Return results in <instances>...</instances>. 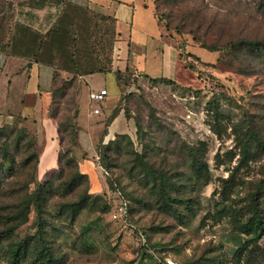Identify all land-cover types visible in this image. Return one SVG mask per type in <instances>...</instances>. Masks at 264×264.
<instances>
[{
	"label": "rangeland",
	"instance_id": "1",
	"mask_svg": "<svg viewBox=\"0 0 264 264\" xmlns=\"http://www.w3.org/2000/svg\"><path fill=\"white\" fill-rule=\"evenodd\" d=\"M145 1L176 50L198 57L154 84L124 67L109 10L0 0L1 72L47 65L59 88L44 113L58 126L57 164L42 176L45 139L18 115L19 100L0 98V264L15 244L19 264H41L40 229L49 264H237L240 246L246 264H264V233L246 227L255 206L264 216V0ZM61 22L70 29L54 40ZM89 86L107 91L91 154L78 141ZM93 170L110 189L90 192Z\"/></svg>",
	"mask_w": 264,
	"mask_h": 264
},
{
	"label": "crops",
	"instance_id": "2",
	"mask_svg": "<svg viewBox=\"0 0 264 264\" xmlns=\"http://www.w3.org/2000/svg\"><path fill=\"white\" fill-rule=\"evenodd\" d=\"M103 9L109 10L115 18L116 28L120 38V54L127 58L126 65L135 72L149 78L174 79L180 64L178 52L172 42L165 37L163 28L154 18L153 10L145 0H86ZM134 52V53H133ZM133 53V54H132ZM0 53V98L12 104L19 100V114L26 117L27 125L33 126L38 135L45 139L44 150L40 156L38 172L42 176L47 171L56 167V146L58 145V126L53 119L45 116L56 89L53 79L54 69L45 65H33L22 73L7 74V66L1 72L2 59ZM156 73L159 76H155ZM86 81L91 76L86 77ZM4 89V92L1 91ZM105 89L104 87L92 89L88 92L82 89L83 108L78 116L81 129L78 141L82 150L88 154L94 153L95 145L102 132L101 117L106 116V98L101 103L91 102L88 98L90 91ZM106 90V89H105ZM1 101V99H0ZM88 107V116L85 113ZM94 109L99 110V115L92 114ZM110 138V137H109ZM80 168L88 169L89 165L79 162ZM89 179L90 192H100L106 184L98 177L95 170L85 172Z\"/></svg>",
	"mask_w": 264,
	"mask_h": 264
},
{
	"label": "trees",
	"instance_id": "3",
	"mask_svg": "<svg viewBox=\"0 0 264 264\" xmlns=\"http://www.w3.org/2000/svg\"><path fill=\"white\" fill-rule=\"evenodd\" d=\"M153 15H154V18L156 19V17H155V14H154V12H153ZM157 20V19H156ZM157 22H158V20H157ZM61 25H62V28L60 27V28H57L56 29V35H54V34H52V39H54V40H56V39H58L59 37H60V32H63V30L65 31V32H67L69 29H70V27H67V26H65V25H63V23L61 22L60 23ZM158 24L160 25V23L158 22ZM161 26V25H160ZM162 27V26H161ZM163 28V27H162ZM163 29H165V30H167V27H165V28H163ZM55 36H56V39H55ZM251 44H253V43H251ZM252 46V45H251ZM250 46V47H251ZM177 52H178V58H179V60L180 61H182L183 62V66L185 67V68H188V69H191L192 68V65H193V63L192 62H190V58L192 57L196 62H197V60H198V57H196V56H194V55H188V54H186V55H184L183 54V52L182 51H180V49L178 48L177 49ZM47 66V65H46ZM50 67V66H49ZM52 68V67H51ZM126 68H127V66H126ZM129 68V67H128ZM69 73H71V74H73L74 75V73L73 72H69ZM135 73H137V72H135L134 71V74ZM56 74H57V72H56V69H54V76H53V79H54V81H55V76H56ZM139 74V73H138ZM140 75V78L139 79H136V80H144L146 83H148V84H154L157 80H160L161 78H149V77H147L146 75H141V74H139ZM134 76V75H133ZM56 90H59V88L57 87L55 90H54V92L56 91ZM53 92V93H54ZM52 93V94H53ZM251 139H253L255 142H257V143H259L260 141L258 140V138L255 136V135H253L252 136V138ZM63 159V157H62V155L61 154H59V156H58V163L59 164H61V160ZM38 163L36 162V165H37ZM78 172V171H77ZM78 177L80 178V179H85L86 181H87V178H86V175H83V174H81V173H78ZM73 180L71 181V184L70 185H73ZM106 184V186H107V188L108 189H110V187H109V185H108V182H106L105 183ZM257 188L263 193L262 195H264V181H262L260 184H258L257 185ZM114 190H117V189H114ZM35 193L39 196L40 195V193H39V191H35ZM87 196V195H86ZM95 198V197H94ZM122 201H120L116 206H118L120 203H121ZM116 206H115V208H116ZM70 210L72 211V212H76V211H78V207H79V205L77 204V203H72V204H70ZM21 214V213H20ZM25 221V219L23 218V219H21L20 221H18V222H16V224L13 226V229L14 228H17V227H19V226H21V224H23V222ZM246 227H247V230H248V233H250L252 236H253V238H255V239H258L263 233H264V216L260 213V211H259V209H258V207L257 206H255L254 207V212H253V214L251 215V217L248 219V221L246 222ZM34 237H36L35 238V243H37L38 244V247H39V251L41 252V254L43 255V259H42V262H41V264H49V260L47 259L48 258V254H47V251H46V248L44 247V244H43V237H42V229H40L39 231H38V234H35L34 235ZM25 242V241H24ZM24 242H21L22 244L24 243ZM20 246L21 245H17V244H15V245H13L12 247H11V249H10V255H9V264H19V257H20V250H21V248H20ZM242 248H243V246H240L239 247V249H237V252H238V255H237V260H236V262H237V264H246V262H244L243 261V253L244 252H242L241 250H242Z\"/></svg>",
	"mask_w": 264,
	"mask_h": 264
},
{
	"label": "built area",
	"instance_id": "4",
	"mask_svg": "<svg viewBox=\"0 0 264 264\" xmlns=\"http://www.w3.org/2000/svg\"><path fill=\"white\" fill-rule=\"evenodd\" d=\"M134 78L139 79L140 75L138 73H135ZM106 95H107V91L105 89H101L97 91H90L88 94V98L91 102L98 104L104 101ZM92 114L99 115V110L94 109ZM124 212H125V203L121 202L118 206H116L111 216L114 220H117L120 219L121 215H123ZM167 264H175V263L171 260H167Z\"/></svg>",
	"mask_w": 264,
	"mask_h": 264
}]
</instances>
